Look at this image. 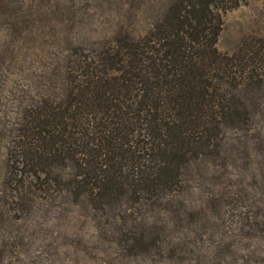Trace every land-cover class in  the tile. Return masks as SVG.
<instances>
[{
  "label": "rangeland",
  "instance_id": "obj_1",
  "mask_svg": "<svg viewBox=\"0 0 264 264\" xmlns=\"http://www.w3.org/2000/svg\"><path fill=\"white\" fill-rule=\"evenodd\" d=\"M173 1L0 0V264H264V0L224 14L216 44L247 65L233 67L238 80L250 69L262 80L231 88L241 123L182 169L175 193L97 203L19 164L37 103L64 102L82 60L143 35Z\"/></svg>",
  "mask_w": 264,
  "mask_h": 264
},
{
  "label": "trees",
  "instance_id": "obj_2",
  "mask_svg": "<svg viewBox=\"0 0 264 264\" xmlns=\"http://www.w3.org/2000/svg\"><path fill=\"white\" fill-rule=\"evenodd\" d=\"M242 2L175 0L143 35L103 44L67 79L64 102L31 111L19 164L97 203L175 193L182 169L211 156L223 130L241 123L231 88L262 80L253 69L243 78V59L216 49L222 16ZM54 164L76 173L52 179Z\"/></svg>",
  "mask_w": 264,
  "mask_h": 264
}]
</instances>
